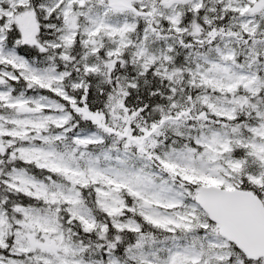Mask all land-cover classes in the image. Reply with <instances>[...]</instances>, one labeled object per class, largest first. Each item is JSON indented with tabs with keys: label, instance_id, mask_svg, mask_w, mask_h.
<instances>
[{
	"label": "snow or ice",
	"instance_id": "6c2138e0",
	"mask_svg": "<svg viewBox=\"0 0 264 264\" xmlns=\"http://www.w3.org/2000/svg\"><path fill=\"white\" fill-rule=\"evenodd\" d=\"M0 264H264V0H0Z\"/></svg>",
	"mask_w": 264,
	"mask_h": 264
}]
</instances>
